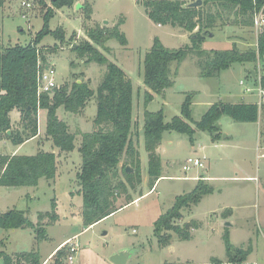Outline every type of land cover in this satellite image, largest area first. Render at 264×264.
I'll return each mask as SVG.
<instances>
[{
	"label": "rangeland",
	"instance_id": "obj_1",
	"mask_svg": "<svg viewBox=\"0 0 264 264\" xmlns=\"http://www.w3.org/2000/svg\"><path fill=\"white\" fill-rule=\"evenodd\" d=\"M143 1L147 0H76L72 7L53 9L48 28L50 31L59 29L63 40L48 34L37 45L41 69L54 68L58 87L70 86L78 79L88 82L95 92L105 74V66L86 63V58L75 48L83 41L92 43L86 36L87 29L108 32L118 26V31L124 34L126 45L112 38L103 46L95 47L121 68L132 84L131 136L139 153L141 180L127 193L130 201H135L85 228L76 174L81 165L78 151L81 135L94 130L95 98H91L79 113L66 112L63 107L56 111L58 119L76 136L74 150L69 153H62L53 145L46 134L47 112L39 109L36 115L38 135L20 146L0 137V156H33L40 151L54 153L57 159L55 177L40 179L36 187L0 186V214L11 209L23 212L33 224H42L45 237L37 241L29 228L0 229L1 250L8 255L37 252L43 261L59 243L68 240L65 243L77 246L71 264H112L111 258L120 253L128 255L125 264H231L222 239L224 232L229 231L230 242L235 248L251 247L250 255L241 264H264V158H257L258 150L264 155V111H260L255 123H239L226 115L220 116L216 121L219 137L214 141L203 131L196 130L193 135L165 131L156 148L161 159V178L152 190L143 131L145 111L162 110L164 122H170L173 117L180 116L182 104L189 96L193 128L208 108L219 101L258 104L256 74L259 68V74L264 73L262 66L260 63H233L207 77L201 75L199 57L189 54L180 65H171L173 85L154 95L146 104L143 61L153 39L157 37L168 49H178L189 44L190 34L151 22L141 4ZM180 1L188 3L191 0ZM85 4L91 6L89 18L83 14ZM51 6L50 0H5L0 8V46L30 43L43 28V15ZM209 32L200 47L205 55L233 46L239 52L257 46L252 27L217 26ZM252 72L256 74L253 76ZM246 86L252 91L246 92ZM12 127L18 128V123H12ZM197 158L202 160L203 167L182 170L183 165ZM125 162L126 158L122 157L120 169ZM127 168L129 173L134 172L130 166ZM194 174L208 180L205 183L212 187L213 193L181 210L176 225L188 239L183 240L173 231L162 232L169 240L167 245H160L154 233V222L172 207L176 197L189 194L195 188L196 182L182 179ZM246 176L252 179H240ZM124 197L117 196L116 206L128 201ZM52 203L57 207L56 221L51 223L45 216L38 218L39 214L51 213ZM67 247L65 244V251ZM53 254L45 264H53ZM65 258L63 264H69ZM0 264H4L1 259Z\"/></svg>",
	"mask_w": 264,
	"mask_h": 264
},
{
	"label": "trees",
	"instance_id": "obj_2",
	"mask_svg": "<svg viewBox=\"0 0 264 264\" xmlns=\"http://www.w3.org/2000/svg\"><path fill=\"white\" fill-rule=\"evenodd\" d=\"M50 1L52 6L43 15V28L30 43L6 48L0 46V137L6 138L15 146L35 138L38 135L36 115L38 110L42 109L47 112L46 134L53 145L62 153L72 152L76 136L58 119L56 111L63 107L66 112L79 113L86 108L91 98H95L94 130L81 135L78 149L81 165L76 174L78 194L82 197V223L88 228L130 204L127 190L134 189L141 180L139 153L131 136L132 84L124 71L95 47L103 46L105 41L112 38L117 39L121 45H126L127 40L124 34L118 31V26L108 32L85 30L92 43L83 41L75 49L80 52L81 57L86 58V63L95 62L105 66V74L96 91L89 88L88 82L76 79L70 86L62 85L50 96L43 94L38 100L36 76L40 49L37 45L48 34L63 40L59 29L49 30L48 21L54 14L53 9L72 7L76 0ZM4 4L5 0H0V8ZM141 4L148 19L154 24L179 28L190 34L189 44L178 49H168L157 37L153 39L143 61V84L147 89L146 104L154 95H159L173 85L171 65H180L189 54L199 57L201 75L207 77L229 68L233 63H260L264 71V30L258 36L257 46L253 50L239 52L233 46L229 50L214 51L209 56L200 49L206 35L217 26L252 27L254 15L262 9L264 0H202L201 6L196 8L178 0H147ZM91 12V6L85 4L84 16L89 18ZM260 86L264 89V73L260 78ZM189 97L182 104L180 116L173 117L170 122H164L162 110L154 113L144 112V146L148 154L150 189L161 178V159L156 153V148L165 131L189 135H193L196 130L203 131L214 141L219 137L216 121L220 116L226 115L239 123H255L260 117L256 103L229 104L219 101L208 108L201 119L194 123L193 128L190 125ZM13 110L19 113L16 129L12 127L10 120V113ZM122 157L126 158V162L120 169L118 165ZM126 166H130L134 172H127ZM56 171V155L51 152L40 151L33 156H0L2 187H36L40 179H54ZM212 193V187L205 183V180L199 179L189 194L176 197L172 207L154 222V233L158 243L164 246L168 244L169 236L161 233L169 231L177 233L183 240L188 239V235L182 233V229L176 225L181 218V210L197 204L203 196ZM119 195H125L124 200H128L122 206H116ZM55 209L56 204L52 203L51 213L39 214L38 218L45 216L49 218V222H55L57 219ZM26 228L34 231L37 241L45 237L42 224L40 222L33 224L23 212L11 209L0 214V229ZM222 239L228 263L241 264L246 261L251 253L250 246L245 250L235 248L230 242L228 231L224 232ZM1 246L2 241L0 259L4 264H42L37 252L8 255L1 250ZM66 255L67 251L63 245L51 257L53 264H63Z\"/></svg>",
	"mask_w": 264,
	"mask_h": 264
},
{
	"label": "built area",
	"instance_id": "obj_3",
	"mask_svg": "<svg viewBox=\"0 0 264 264\" xmlns=\"http://www.w3.org/2000/svg\"><path fill=\"white\" fill-rule=\"evenodd\" d=\"M26 7H30L29 4H24ZM263 9L255 13L254 18H253V31L255 33V36L258 38V36L263 32L264 30V14H263ZM259 72L256 74V78L258 79L257 87H256V92L258 96V107H259V113L260 111H264V89L261 88L260 86V78L261 75L260 73V68L258 69ZM244 83L241 81L240 85H243ZM58 88V85L55 82V70L52 66H48L45 69H41V64L38 62V72L36 76V96L39 100L41 95L46 94V95H51L52 92ZM246 92H251L252 89L248 86L245 87L244 89ZM259 152V150H258ZM257 158H264V155L257 154ZM193 167H203L202 160L199 158L194 159L193 161H188L187 164L182 166V170L184 172L189 171ZM68 245L67 247V255L65 258V261L69 264L73 262V255L77 252V246L76 244H71V242L65 243ZM64 244V245H65ZM46 263V262H45ZM44 263V264H45Z\"/></svg>",
	"mask_w": 264,
	"mask_h": 264
},
{
	"label": "crops",
	"instance_id": "obj_4",
	"mask_svg": "<svg viewBox=\"0 0 264 264\" xmlns=\"http://www.w3.org/2000/svg\"><path fill=\"white\" fill-rule=\"evenodd\" d=\"M178 1H180V0H178ZM195 1H197V0H195ZM202 1V0H201ZM181 2H183L184 4H186V5H190L191 3H193L194 2V0H191V1H189L188 3H185V1H181ZM5 5V4H4ZM10 120H11V124L12 123H18V121H19V113L17 112V111H15V110H13L11 113H10ZM84 133V132H83ZM258 154H259V152H258ZM259 159V158H258ZM140 160V159H139ZM198 178H200V179H202L201 177H198L196 174H194L193 176H190V177H186V176H184V177H182V179H188V180H191V181H194V182H196L197 183V181L199 180ZM179 179V178H178ZM240 179H245V180H250V179H252L251 177H242V178H240ZM203 180H205V181H208V180H206V179H203ZM156 184V183H155ZM153 189V188H152ZM151 189V190H152ZM135 200H132L131 201V203L132 202H134ZM56 204V203H55ZM57 208V207H56ZM123 208V207H122ZM56 213V212H55ZM229 226V225H228ZM229 232V231H228ZM229 236H230V232H229ZM68 240H65V241H63V242H61V243H59L58 244V246L55 248V250L54 251H56L57 249H59L60 247H62L64 244H65V242H67ZM54 251L51 253V255L54 253ZM51 255H49L48 256V258H50V256ZM47 258V259H48ZM47 259H45V260H43V261H41L42 262V264H44L46 261H47ZM48 263V262H47Z\"/></svg>",
	"mask_w": 264,
	"mask_h": 264
},
{
	"label": "water",
	"instance_id": "obj_5",
	"mask_svg": "<svg viewBox=\"0 0 264 264\" xmlns=\"http://www.w3.org/2000/svg\"><path fill=\"white\" fill-rule=\"evenodd\" d=\"M201 4H202V1L201 0H197V1L193 2V3H191L189 6L196 8V7L201 6ZM77 7H79V5H77ZM252 74L254 76V72H252ZM78 83H80V82L78 81ZM126 171L129 172L128 168L126 169ZM127 256H128L127 253L117 254V255H115V256H113L111 258V262H112V264H125V262L127 260Z\"/></svg>",
	"mask_w": 264,
	"mask_h": 264
}]
</instances>
